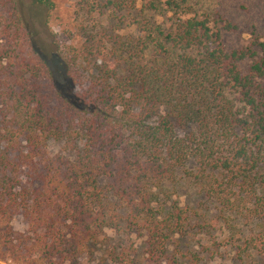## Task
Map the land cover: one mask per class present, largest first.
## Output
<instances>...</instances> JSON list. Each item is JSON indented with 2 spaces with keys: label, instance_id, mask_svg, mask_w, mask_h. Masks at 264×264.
Returning <instances> with one entry per match:
<instances>
[{
  "label": "trees",
  "instance_id": "obj_1",
  "mask_svg": "<svg viewBox=\"0 0 264 264\" xmlns=\"http://www.w3.org/2000/svg\"><path fill=\"white\" fill-rule=\"evenodd\" d=\"M4 1L0 264H82L109 229L143 233L146 264H200L175 239L196 216L172 199L182 177L220 213L258 229L264 250V42L229 48L224 35L236 24L166 0L169 29L147 24L140 39L62 53L70 99L42 75ZM50 142L62 145L55 155ZM16 215L27 234L14 231Z\"/></svg>",
  "mask_w": 264,
  "mask_h": 264
},
{
  "label": "rangeland",
  "instance_id": "obj_2",
  "mask_svg": "<svg viewBox=\"0 0 264 264\" xmlns=\"http://www.w3.org/2000/svg\"><path fill=\"white\" fill-rule=\"evenodd\" d=\"M109 1L47 0V5H52L49 7L39 0H5L3 7L5 16L14 24V31L24 40L26 51L40 66L45 79L73 99L71 81L61 58L68 48L92 55L103 50L101 41L110 39L107 44L110 48L116 39H140L143 36L140 28L144 25L155 24L166 30L174 20L173 12L165 5L166 0H160L157 11L151 8L152 0H120L124 1L122 8ZM188 3L201 16L218 13L239 27L236 33L224 35L229 48L245 47L254 39L264 42V0H188ZM181 16L186 19L192 15ZM61 146L50 142L48 150L55 155ZM180 179L172 199L181 207L191 209L196 216L192 218L190 234L175 237L177 247H190L200 253V264H264L259 230L235 215L220 213L218 206L199 193L185 177ZM104 182V179L100 181L102 185ZM12 225L18 234H27L28 227L21 215L14 217ZM250 240H254L257 247H246ZM144 243L143 233L109 229L92 256L85 254L81 262L146 264Z\"/></svg>",
  "mask_w": 264,
  "mask_h": 264
}]
</instances>
